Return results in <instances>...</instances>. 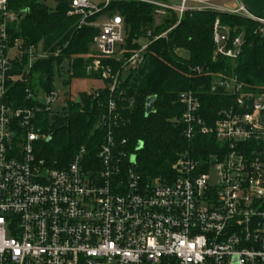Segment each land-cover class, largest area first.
Returning a JSON list of instances; mask_svg holds the SVG:
<instances>
[{"label": "built area", "instance_id": "built-area-1", "mask_svg": "<svg viewBox=\"0 0 264 264\" xmlns=\"http://www.w3.org/2000/svg\"><path fill=\"white\" fill-rule=\"evenodd\" d=\"M110 1L71 0L67 12L79 15L80 25L99 28L92 45L105 57L118 55L124 43L122 18L87 20ZM132 1L156 6V15L174 11L178 20L189 10L253 18L242 5L213 0ZM6 2L0 0V264H264V92L246 90L235 76L217 80L213 89H222L231 103L210 125L199 97L181 92L185 139L207 136L215 146L208 157L182 152L167 178L143 181L137 174L136 154L116 137L120 114L112 98L98 121L103 138L96 155L81 145L68 163H49L40 155L51 138L41 115L52 123L65 102L55 91L32 87L33 65L48 54L9 34L13 16ZM213 41L216 55L239 54L240 37L227 47L228 33L217 21ZM138 44L124 67L141 64L148 41ZM22 55L26 62L14 72L12 61ZM87 72L98 73L116 92L119 70L94 59ZM16 82L26 84L24 105L10 100L8 85Z\"/></svg>", "mask_w": 264, "mask_h": 264}, {"label": "trees", "instance_id": "trees-1", "mask_svg": "<svg viewBox=\"0 0 264 264\" xmlns=\"http://www.w3.org/2000/svg\"><path fill=\"white\" fill-rule=\"evenodd\" d=\"M6 9L14 15L8 23L9 34L20 39L24 46H41L48 57L37 61L30 78L32 87L44 92L53 90L52 79L62 71L70 78L100 80L102 86L69 94L64 99L61 115H41V126L51 133L50 140L41 144V156L49 163L62 166L84 145L89 156L96 155L103 138L98 121L104 115L108 101L116 102L120 121L116 128L117 139H126L129 152L136 154L135 170L143 181L170 177L171 166L184 151L208 157L215 142L199 136L188 142L184 125L180 121L183 106L178 102L181 92L191 91L201 102V116L212 124L217 112L231 103V97L215 88L219 79L235 76L246 90L264 92V26L257 21L235 14L211 10H189L180 20L174 11L156 17L150 4L132 0H111L100 13L87 22H98L100 17L119 15L124 25V43L119 46L120 58L101 56L93 47V37L99 28L80 25L79 15H67L71 0H56L54 7L47 0H6ZM0 15V23L2 21ZM228 32L226 46L240 37L239 54L235 59L216 55L213 26ZM166 32V35L153 40ZM132 40L137 41L134 45ZM138 67H124L123 59L147 42ZM99 59L112 69L119 70L116 92L111 94L108 81L98 73L87 72L92 60ZM66 61L68 69L62 64ZM26 62L12 61L14 72H20ZM198 70V71H197ZM69 85V81H65ZM10 100L17 105L26 104L23 82L8 85ZM155 97L153 112L146 115L145 104ZM79 98V102H75ZM138 143H142L136 151Z\"/></svg>", "mask_w": 264, "mask_h": 264}, {"label": "rangeland", "instance_id": "rangeland-1", "mask_svg": "<svg viewBox=\"0 0 264 264\" xmlns=\"http://www.w3.org/2000/svg\"><path fill=\"white\" fill-rule=\"evenodd\" d=\"M221 1L224 0H215L213 1L214 5H219V3ZM92 2H99V0H92ZM56 4V0H47V5L49 7H54ZM153 6V5H151ZM221 6V5H219ZM154 8H157L156 6H153ZM229 7V6H227ZM218 13H226V14H231L229 12H225V11H215ZM8 15H12L13 19L11 21L14 20V15L7 12ZM167 14H159L156 17H164ZM238 15V14H235ZM247 17V16H244ZM248 18H250L248 16ZM106 19V17H100V19L98 20V22L104 21ZM253 19V18H250ZM255 21H257L259 24L264 26V22L258 20V19H253ZM227 31V30H226ZM228 33V32H227ZM120 54V51H118V55ZM118 55H115V57H120ZM92 73V72H91ZM65 81H69V85L65 84ZM52 84H53V90L60 96V99H65L67 97V95L72 94V95H76L77 92L80 91H88L92 88H94L93 90H95L96 88L102 86V82L100 80H90V79H75V78H70L69 75H67V72H61L59 75L56 74L54 75L53 79H52Z\"/></svg>", "mask_w": 264, "mask_h": 264}, {"label": "crops", "instance_id": "crops-1", "mask_svg": "<svg viewBox=\"0 0 264 264\" xmlns=\"http://www.w3.org/2000/svg\"><path fill=\"white\" fill-rule=\"evenodd\" d=\"M219 5L233 8L242 5L251 17L264 19V0H224Z\"/></svg>", "mask_w": 264, "mask_h": 264}, {"label": "water", "instance_id": "water-1", "mask_svg": "<svg viewBox=\"0 0 264 264\" xmlns=\"http://www.w3.org/2000/svg\"><path fill=\"white\" fill-rule=\"evenodd\" d=\"M64 69H68V63L66 61L63 62L62 64ZM75 102H79V98H76ZM154 102H155V97H149L146 100V104H145V111H146V115L153 112V107H154ZM142 147V143H138L136 146V151H139ZM132 160H134V157H132Z\"/></svg>", "mask_w": 264, "mask_h": 264}]
</instances>
